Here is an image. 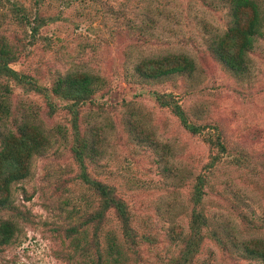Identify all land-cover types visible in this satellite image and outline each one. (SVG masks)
Instances as JSON below:
<instances>
[{
  "label": "rangeland",
  "instance_id": "374dc122",
  "mask_svg": "<svg viewBox=\"0 0 264 264\" xmlns=\"http://www.w3.org/2000/svg\"><path fill=\"white\" fill-rule=\"evenodd\" d=\"M240 12L228 0H0V45L14 53L0 66L20 73L0 70V223L18 228L0 264H116L111 245L120 264H264V19L238 60L230 27L253 18ZM175 51L193 71L153 78L181 60H142ZM88 75L82 90L65 84Z\"/></svg>",
  "mask_w": 264,
  "mask_h": 264
},
{
  "label": "trees",
  "instance_id": "16d2710c",
  "mask_svg": "<svg viewBox=\"0 0 264 264\" xmlns=\"http://www.w3.org/2000/svg\"><path fill=\"white\" fill-rule=\"evenodd\" d=\"M230 7H231V17H233L234 20L238 19L239 17V13H241L240 11L242 9H250L253 12V18L250 22V27L248 28V32H246L245 30H240L239 25L237 24H233L230 28L231 29H236L238 30L241 35H242V43H241V48H240V52L238 54V60H242L244 58V56L247 55V51L248 49H250L253 46L254 43V34L260 35L263 34V29H262V25H263V19H264V12L260 6V2H257V0H228ZM150 18H152V15L149 14L148 15ZM213 42L210 44L211 49L213 50L215 56L218 59H221L224 64L228 67L231 68L233 70H236V67L233 65V63L231 62L232 59L230 60V58H225L223 53L225 54V44L223 39L222 40H217L215 36L212 38ZM216 41V42H214ZM214 43H218V45L215 46ZM0 55L8 57V60L10 59V61L13 60V55L14 53H12V49H11V45L8 43H3L0 45ZM150 60V61H155L158 62L159 60H169V59H180V63L172 66L170 68H160L159 70L156 71L155 74L151 75L153 78H162V77H167L170 76L173 73H178V72H191L194 69V62L193 59L189 56V54L186 52H169L167 54H162V55H156L154 57H145L142 61L145 60ZM8 61H6L2 67L0 66V70L3 71L6 74L12 75V76H20V73L17 70L11 69L9 67V65L7 64ZM236 73H238L236 71ZM91 75H88L87 77H85L82 80H79L77 82L74 81H65V84L70 85V87H72L73 85H77L79 86L78 89L82 90L81 87L83 88H87L88 86H90L91 84ZM6 101V98L0 99V109H2V107L4 106ZM175 110L176 112L179 114V116L181 117L182 121L184 122V124L186 125L187 128L191 129L194 132H197L201 129L200 126H195L192 125L188 122L187 117L184 114V111L181 109L180 106H175ZM6 112H1L0 111V122L4 123V119L6 118L5 116ZM41 132V134L45 131L43 137L45 141L41 142L40 147L36 146V144L33 147V151H36L37 148L39 147L40 150L41 149H48V147L51 145V140L52 138H49V134H46V130H43V132L41 130H39ZM52 136V134H51ZM39 143V142H38ZM84 181H86L87 183H89L91 185V187H93L99 194L101 201L103 200V202L107 203L109 200L111 202V204L108 205V207L110 209H114L115 212L117 213V215L123 219L124 222L127 223V219H128V211L125 207V204L122 202L117 201L114 197L111 196V192L109 190H106V186H104L100 181L98 180H92L89 179L87 176H83ZM14 180V178L10 179V180H5V185H9L10 181ZM2 187V185L0 184V188ZM128 227V226H127ZM18 231L17 226L14 224L13 221H9L5 220L2 221L0 223V245H6V244H10L12 242V239L14 238L16 232ZM260 240H264V239H260ZM240 248H243V244L241 243L239 245ZM117 248L114 246H110V252H109V260H113L114 262H116V264H120L119 259L121 258V255L119 256V254H121V251H118L117 253ZM253 251V250H252ZM117 254V256H116ZM250 256V254H248ZM254 255V254H253ZM255 256H257L255 254ZM264 260V258H263Z\"/></svg>",
  "mask_w": 264,
  "mask_h": 264
}]
</instances>
